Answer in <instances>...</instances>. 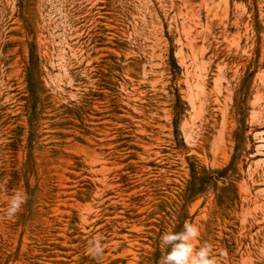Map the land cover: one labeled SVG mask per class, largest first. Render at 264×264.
<instances>
[{
  "label": "rangeland",
  "instance_id": "obj_1",
  "mask_svg": "<svg viewBox=\"0 0 264 264\" xmlns=\"http://www.w3.org/2000/svg\"><path fill=\"white\" fill-rule=\"evenodd\" d=\"M263 201L264 0H0V264H264Z\"/></svg>",
  "mask_w": 264,
  "mask_h": 264
},
{
  "label": "clouds",
  "instance_id": "obj_2",
  "mask_svg": "<svg viewBox=\"0 0 264 264\" xmlns=\"http://www.w3.org/2000/svg\"><path fill=\"white\" fill-rule=\"evenodd\" d=\"M27 199V193L22 188L14 190L7 202L4 213L6 217L15 218ZM199 235V228L188 222L183 224L182 230L179 232L167 231L163 233L160 236V244L168 251L161 258L159 264H216L210 244L203 243L199 247L196 246ZM87 251L93 258L101 257L104 253L102 237L99 235L93 237Z\"/></svg>",
  "mask_w": 264,
  "mask_h": 264
},
{
  "label": "bare ground",
  "instance_id": "obj_3",
  "mask_svg": "<svg viewBox=\"0 0 264 264\" xmlns=\"http://www.w3.org/2000/svg\"><path fill=\"white\" fill-rule=\"evenodd\" d=\"M195 103V102H194ZM202 105V104H201ZM203 106V105H202ZM216 106V105H215ZM201 107V106H200ZM229 108H230V106H229ZM221 117H222V115H221ZM213 118V117H212ZM214 120L216 121V118H214ZM222 121V120H221ZM216 123H218L217 121H216ZM222 123V122H221ZM223 124H221L220 126H222ZM225 128V127H224ZM222 130H223V128H222ZM223 135V134H222ZM263 203H264V201H263Z\"/></svg>",
  "mask_w": 264,
  "mask_h": 264
}]
</instances>
